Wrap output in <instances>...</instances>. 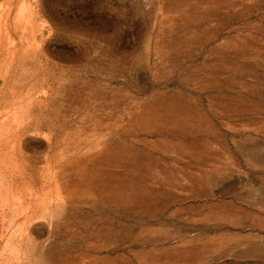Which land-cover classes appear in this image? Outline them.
Wrapping results in <instances>:
<instances>
[{"label": "rangeland", "instance_id": "1", "mask_svg": "<svg viewBox=\"0 0 264 264\" xmlns=\"http://www.w3.org/2000/svg\"><path fill=\"white\" fill-rule=\"evenodd\" d=\"M0 264H264V0H0Z\"/></svg>", "mask_w": 264, "mask_h": 264}]
</instances>
